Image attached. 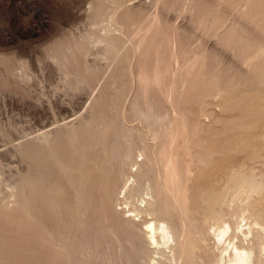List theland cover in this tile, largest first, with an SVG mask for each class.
<instances>
[{
    "label": "rangeland",
    "instance_id": "obj_1",
    "mask_svg": "<svg viewBox=\"0 0 264 264\" xmlns=\"http://www.w3.org/2000/svg\"><path fill=\"white\" fill-rule=\"evenodd\" d=\"M137 104L166 112L168 119L176 116L186 128L177 144L185 145L181 165L189 161L193 168L188 187L197 214L208 211L202 202L208 188L234 197L224 211L240 205L243 197L233 193L228 176L240 170L264 181V0H0V208L14 204L15 185L33 157L31 147L23 150L18 144L37 136L42 127L57 126L68 117L90 121L92 127L86 124L82 130L98 136L110 127L104 140L111 147L125 125L135 129L138 146L152 145L150 129L135 116ZM71 147L66 146L67 158ZM79 152L72 155L78 158ZM147 194L121 203L133 214L135 204L151 198ZM249 197L244 201L253 204V211L233 217L234 229L222 241L210 235L200 255L212 254L215 260L214 255L223 254L227 263L234 245L254 246V233L246 231L255 214H264V198ZM100 210L98 215L107 216ZM107 217L106 225L113 223L122 233L117 219ZM213 224L211 232L217 227ZM4 243L9 250L5 264H37L32 253L17 254L10 239ZM95 247L111 249L118 264L113 242L99 236ZM151 258L155 264L166 262L158 252Z\"/></svg>",
    "mask_w": 264,
    "mask_h": 264
},
{
    "label": "bare ground",
    "instance_id": "obj_2",
    "mask_svg": "<svg viewBox=\"0 0 264 264\" xmlns=\"http://www.w3.org/2000/svg\"><path fill=\"white\" fill-rule=\"evenodd\" d=\"M134 109L136 118L150 129L152 145L141 142L138 146L133 137L135 129L124 125L119 135H115L111 147L106 146L104 138L110 127L104 125L106 129L93 136L89 128L86 132L82 130L86 124L92 127L90 121L83 124L82 120L79 119L78 123L76 118L74 121L70 117L57 126L42 127L37 136L18 144L21 149L31 147L33 157L29 156L28 169L26 173H20L15 185L14 204L0 208V216L4 218L1 224L4 227L1 228H6H0V264H5L9 251L5 249L6 239L11 240L15 253H32L30 255L36 259L33 262L37 264H96L99 260L103 264H115L111 249L97 251L95 246L99 236L117 247L118 264H139V259L143 260L142 264H155L150 259L157 252L166 256L165 263L157 264H200L201 261L205 264H264V214L261 212L256 216L253 214L254 222L246 231L254 233V246L234 245L227 263H224L223 254L214 255V260L212 254L205 257L198 253L210 235L213 234L217 241L225 238L234 226L233 217L241 218L253 211V204L248 201L245 204L244 197L249 200V195L257 194L264 198V181L253 172L236 170L227 178L232 188L227 186L232 191L234 189V194L243 197L244 203L241 204L245 205L238 202L240 205L233 208L234 204L233 209L224 211L223 206L234 197L228 199L229 191L208 188L202 192V202L209 206L208 211L197 214L198 208L191 207L194 199L188 187L193 168L189 161L181 165L180 148L184 149L185 145L179 148L177 144V139L184 135L182 128H186L178 124L176 116L168 119V113H157L151 105L146 104L142 109L137 104ZM94 137L97 139L87 146L85 142ZM70 144L72 154L80 150L78 158L72 154L67 158L65 150ZM137 153L143 155L142 160ZM98 170L99 175L94 173ZM94 192L97 197L90 199ZM146 192L151 198L142 199L145 205L137 202L133 204V214L126 211L121 202H133ZM225 206L227 208V204ZM100 209L102 212L104 209L110 218L117 219L122 233L117 231L119 228H114L113 223V227L106 225L107 216L104 213H101L103 217L98 215ZM149 216L153 218L149 219ZM228 217L233 218L231 223L227 221ZM102 221L104 224L100 226ZM212 221L217 225L214 232L209 229Z\"/></svg>",
    "mask_w": 264,
    "mask_h": 264
}]
</instances>
